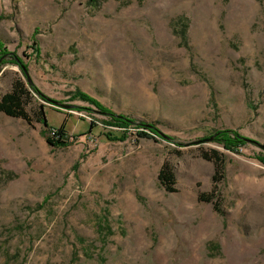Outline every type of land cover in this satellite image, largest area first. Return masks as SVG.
Returning a JSON list of instances; mask_svg holds the SVG:
<instances>
[{
    "label": "rangeland",
    "instance_id": "rangeland-1",
    "mask_svg": "<svg viewBox=\"0 0 264 264\" xmlns=\"http://www.w3.org/2000/svg\"><path fill=\"white\" fill-rule=\"evenodd\" d=\"M16 79L45 123L0 112V264H264V149L203 140L264 145V0H0Z\"/></svg>",
    "mask_w": 264,
    "mask_h": 264
},
{
    "label": "trees",
    "instance_id": "trees-1",
    "mask_svg": "<svg viewBox=\"0 0 264 264\" xmlns=\"http://www.w3.org/2000/svg\"><path fill=\"white\" fill-rule=\"evenodd\" d=\"M92 1V0H91ZM170 27L172 33L178 38V45L187 48L188 47V30H189V18L185 15H178L173 18L170 22ZM28 81V80H27ZM29 87H32L39 95H41L44 99L47 97L39 92L30 81H28ZM78 96H81L83 100L93 102L97 107L98 103L90 97H87L83 93L77 92ZM31 95L28 87L25 82L21 79H16L12 82L11 87L8 91L4 92L0 96V112L16 118H22L28 124H31L33 121L39 122L41 124L45 123V114L41 107L32 106ZM30 111V112H29ZM106 116H109L111 119V126L118 127H126L129 124H132V119H128L126 117L115 116L113 112H109L106 110H102ZM142 126V124H141ZM216 139H220V142L223 148L230 150L236 149L239 146H242L249 142L250 140L247 137L237 133L236 131H232L229 129L217 130ZM109 140L119 139L118 137L106 133L104 134ZM63 136H65V131L61 128H52L51 136L45 137L46 142L53 147H58L60 145H64ZM215 156V151H213ZM204 158L210 159L209 155H203ZM264 164V159H262ZM221 167H216L215 173L213 174V179H218V175L221 176L222 171ZM158 180L160 184L169 192H174V174L170 170L167 165L161 167L158 172ZM214 196V191L210 193H201L199 195V199L203 201H211ZM215 210L216 205H214Z\"/></svg>",
    "mask_w": 264,
    "mask_h": 264
},
{
    "label": "water",
    "instance_id": "water-1",
    "mask_svg": "<svg viewBox=\"0 0 264 264\" xmlns=\"http://www.w3.org/2000/svg\"><path fill=\"white\" fill-rule=\"evenodd\" d=\"M47 101L55 106H60V107H70V105H66V104H63L62 102L58 101V100H55V99H52L50 97H47ZM118 116H121V115H118ZM217 133H214L212 135H210L209 137L207 138H204L203 140H213V138L215 137ZM248 140H250L249 138H247ZM250 141H253L255 142V144L259 145L262 149H264V145L263 144H260L258 143L257 141H254V140H250Z\"/></svg>",
    "mask_w": 264,
    "mask_h": 264
}]
</instances>
